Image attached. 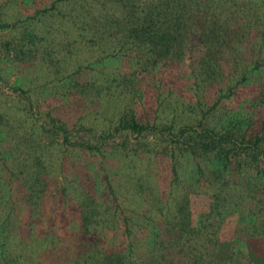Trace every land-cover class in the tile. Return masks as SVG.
<instances>
[{"label": "trees", "instance_id": "1", "mask_svg": "<svg viewBox=\"0 0 264 264\" xmlns=\"http://www.w3.org/2000/svg\"><path fill=\"white\" fill-rule=\"evenodd\" d=\"M107 1L122 13L96 21L68 0L1 1L28 42L55 41L56 12L78 49L101 41L57 105L18 80L20 103L0 100V264H264V0ZM118 55L122 99L105 65ZM184 60L192 93L145 117L142 82ZM252 77L248 106L228 107Z\"/></svg>", "mask_w": 264, "mask_h": 264}, {"label": "rangeland", "instance_id": "2", "mask_svg": "<svg viewBox=\"0 0 264 264\" xmlns=\"http://www.w3.org/2000/svg\"><path fill=\"white\" fill-rule=\"evenodd\" d=\"M1 1L2 0H0V6ZM18 2L19 0H16V3ZM20 8L21 7L19 6V4H10L3 10H0V14H2V16L4 17V22L12 24L7 27L3 25L0 27V72L4 78L2 80V83L0 82V100L3 104H6L3 102L5 98H7L6 102L10 103L11 105L12 103H20L18 102V98L16 96L18 92H13L10 89V86L14 85L16 80H18L20 86H22L23 89L25 88L30 90L32 94L50 91L48 93L50 95L48 97V101H51V103H49L48 106L52 107L58 104V102H54L53 97L57 98V95L61 96V93L64 90V87L61 86V77L65 74V76H67L68 74L73 72L77 67L78 62H83V60L91 59V52L89 51H92L94 49L92 48V45L96 44L100 40V36L96 34L95 36L91 37V30L88 38L86 39L87 49H78V47H75V43L70 34L68 36L63 32L68 27H73L68 22V16H60L58 15L59 13L56 12L55 14H53L55 15L56 22L52 23V25L55 27V30L58 31L59 36L61 35V37L58 36L55 41H52L50 45H45L43 41L38 40H34L33 43L28 42L27 37H25V35L27 34L25 33V28H30L28 27V22L20 21V23H18V25L16 26L15 24H13V22H15L13 15ZM65 8L67 12H69L70 9L74 8V10L76 9V11L85 13L86 16H84V21L92 19L96 21L97 19H101L102 16L107 15V13H113L116 15H118V13H122L121 8L115 6L107 0H68ZM42 19H45L47 22H52V20H48V18L46 17H42ZM59 22L63 24H60ZM92 23L94 26L101 27V25L96 24V22L90 21V24ZM38 24L40 26L48 25L49 27V23L41 24L40 22ZM52 25L50 28H52ZM116 29L117 28L114 27L112 30L115 31ZM118 32L114 36L116 40H120L121 38V35H118L121 33L120 31ZM95 46L98 47L99 45L97 44ZM117 58L118 59H112L115 62H111V64L106 63L105 65L107 67L113 68V74L116 75L118 73V76L121 75L119 77L115 76L118 79L116 81H113L112 85L118 86L119 84L121 87H123L124 93L120 94V99H122V96H128V94H125L128 93V89L126 88V86L131 83L129 79H124L122 77L124 74L129 73L130 71H126V69L124 68H119L122 62V57L119 56ZM178 63L179 64L176 66V68L171 69L172 71H170L169 73H164L167 78L162 77V74L158 72L156 76H149V79L147 80V82H149L148 86L145 82H142V88L147 89V94L145 95V97L141 96L140 99L137 98L135 101H137L136 106H138V109L143 113L145 117H147V115L150 118L153 117L154 111L158 113L159 109H156V106H159V108L162 109L160 107V104L163 103V105L165 106L164 102L166 100L172 101L175 97H181L185 94L192 93L189 88L190 82H186L185 74H183L182 71V69H184L183 65H187L188 62L184 60L179 61ZM223 65V79H226L231 70L230 58L227 61H223ZM86 73V79L90 78L91 72L89 70H86ZM56 76H59L60 78L57 79ZM5 77L7 78V80H5ZM252 83H259V79L256 77H252L246 87H238L235 90L232 98L226 102L228 107L240 108L241 106H248L247 102H245V99H251V96H249L248 88ZM246 90H248V94H246ZM68 91L69 90L67 88L66 92ZM154 91L155 99L153 101L151 100V95ZM212 91H215V89L211 90L210 93H212ZM41 106L46 108L44 103H42ZM201 106L203 110L206 109L204 105ZM223 109L225 110L226 108L223 107ZM201 114L202 111L197 113L199 117H201ZM38 118L39 122L44 119V117H42L41 115H39ZM254 243L257 246V251L261 252L262 249H264V246L260 241L255 240ZM260 255L264 256L263 253H260Z\"/></svg>", "mask_w": 264, "mask_h": 264}]
</instances>
